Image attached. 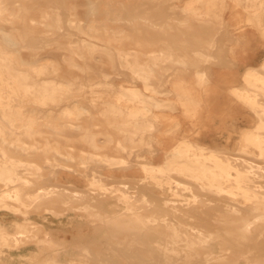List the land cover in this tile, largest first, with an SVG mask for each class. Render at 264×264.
I'll return each instance as SVG.
<instances>
[{
	"label": "bare ground",
	"instance_id": "6f19581e",
	"mask_svg": "<svg viewBox=\"0 0 264 264\" xmlns=\"http://www.w3.org/2000/svg\"><path fill=\"white\" fill-rule=\"evenodd\" d=\"M181 1L0 0V264H264V58L214 70L264 0L231 28ZM207 84L252 117L232 147L199 128Z\"/></svg>",
	"mask_w": 264,
	"mask_h": 264
},
{
	"label": "rangeland",
	"instance_id": "374dc122",
	"mask_svg": "<svg viewBox=\"0 0 264 264\" xmlns=\"http://www.w3.org/2000/svg\"><path fill=\"white\" fill-rule=\"evenodd\" d=\"M186 1L187 0L184 1L182 0L179 3L183 5ZM216 1L219 4L223 2V0H216ZM227 3H228V9L224 12L223 17L226 21V24L229 25L231 28V26L236 22L238 13H241L243 17H246L245 16L246 14L242 12L241 8L235 7L234 0H227ZM203 6L204 5H202V8ZM205 8H208V6H205ZM230 28H228V30L233 34L238 35L240 33L239 31L237 32ZM244 31H248V33L247 32L246 33L252 39L251 41L252 43L249 46L246 47L240 46L238 44V39L237 40L235 39V42L231 44V47H225L219 49L222 64L220 65V67H214V70L219 71L220 75L231 77L236 73H238V70L241 67V65L243 66L248 63L259 64L264 58V38L261 36L260 32H258L255 28H252L250 26L247 27ZM225 37L226 36L224 35L223 39L227 40V37L226 38ZM45 41L46 39L44 40V42ZM49 56L54 57V54ZM236 58L240 60L239 65L237 67L236 65L235 66L231 65L232 63L237 61ZM100 71L103 70H98V72ZM176 71L177 70H175V72ZM56 78L59 79L58 81L60 82L66 81L65 79L60 77H56ZM69 79L72 82H74L75 84L74 87L77 91L78 89L82 88V84L86 83L85 76L79 77L77 79L75 74H71ZM115 83L118 85H131L125 79H121V78L116 79ZM217 87L218 86H213L211 84L202 86L199 88L200 90L199 94L197 96H192L189 100L192 106L195 105L197 107H200L201 109L203 121H202V125L199 128L201 130H209L207 139L209 141H213L214 138H216L218 144L223 146L229 145L232 147L234 145L235 139H231V140L227 139L229 135L232 133V130H237L238 126L241 124L243 125L247 124L248 121L252 119V117H250V113L244 110V108H242L238 102H236L227 95L225 86H222L224 88L221 87L217 88ZM169 98H176V97L175 95H171L169 96ZM72 101L74 102V100ZM68 103L71 102L69 101L61 102V106H65ZM96 113H97V109L93 108L92 114L95 115ZM169 114L175 116L176 118H179L184 123L183 130H195L194 124L190 121V119H188L185 116L184 109L181 106L179 109L169 111ZM7 218L9 219L7 223H9L10 219H12L13 216L9 215L7 216Z\"/></svg>",
	"mask_w": 264,
	"mask_h": 264
}]
</instances>
